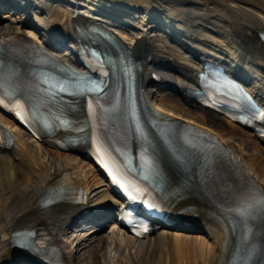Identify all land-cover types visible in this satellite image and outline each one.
Instances as JSON below:
<instances>
[{"label": "bare ground", "instance_id": "1", "mask_svg": "<svg viewBox=\"0 0 264 264\" xmlns=\"http://www.w3.org/2000/svg\"><path fill=\"white\" fill-rule=\"evenodd\" d=\"M23 1L24 5H19L17 1L15 6L26 8L28 15L23 16V21L19 23L8 12L4 13L0 20V33H33L36 38L38 33L43 34L42 37L48 42L52 40L51 48L55 50V45L60 46L66 40L73 43L72 39L76 35L74 26L85 32V21L75 15V6L80 5L78 12L95 9L99 16L109 21L108 26L120 28L117 33L129 50L144 47L150 54L148 67L157 69L161 75V81L156 85L147 83L144 86V92L155 102L154 106L174 115L180 114L185 119L195 120L211 131H216L226 146L237 145L245 168L264 188V146L259 140L232 121L210 112L198 113L189 107H182L177 96L168 92L158 93L164 87L178 92L195 87V73L201 66L200 57H215L225 62V58H229L227 61L234 62L229 66L238 76L246 81L253 80L249 89L264 103V43L258 35L259 30H264V0H201L203 8H198L200 4L194 0H180L176 3L174 0H142L146 3L145 6H137L126 0L112 1L106 5L97 0H37L35 4L38 6L34 7L29 4L32 0ZM59 1L66 4L63 6ZM153 6L157 7V12H153ZM140 7L144 10L142 20L145 19L143 23L146 21V24H134L130 20L131 9L137 10ZM42 13L44 19L40 18ZM183 13L186 16H182ZM155 17L159 21L153 20ZM117 24L123 25V28ZM167 25V34H182L179 36L181 45L190 42L191 45L186 48L188 51L184 46L175 45L172 38L168 40L166 34L159 32L160 26ZM37 27H43L45 32L41 33ZM58 33H61V43L55 39ZM67 53L69 51L65 49L63 54ZM191 54L200 57L192 58ZM0 121L16 133L11 146L0 148V264H7L17 256L27 264H33L30 257L22 255L20 249L10 244L12 231L22 227L35 228L39 244L58 247L66 264H73L75 259L80 262L81 258L85 264H94L93 254L97 250V241L99 259L102 256L101 261L105 264H110L106 258H109L114 245L120 246L122 241L126 245L137 243L122 229L115 228L114 222H109L111 225L104 227L105 222H108L104 217L108 219L112 209L117 210L118 202L89 161L78 152H64L34 141L12 120L1 114ZM243 140L251 144V151L243 146ZM64 177L72 180L75 188H83L88 193L87 203L81 206L64 199L48 207H40L39 200L43 192L51 183ZM75 194L74 192L73 195ZM188 202L189 199H186L177 208ZM190 204L195 207L185 216L195 223L194 227L197 228L194 231L201 230L200 232L188 236L187 232L163 228L155 238L149 237L139 243L146 244L150 249L153 243L165 241V248L175 250L176 255H179L175 261L170 259L176 264H221L231 242L227 226L218 223L215 214L205 213L201 202L193 200ZM84 211L89 213L80 217ZM79 220L82 221L77 224L76 231L68 230L72 223ZM88 224H91L90 229L85 230ZM107 248L110 249L109 252ZM134 252L136 254V250ZM156 261V264H167L159 254ZM144 264L151 263L146 261Z\"/></svg>", "mask_w": 264, "mask_h": 264}, {"label": "rangeland", "instance_id": "2", "mask_svg": "<svg viewBox=\"0 0 264 264\" xmlns=\"http://www.w3.org/2000/svg\"><path fill=\"white\" fill-rule=\"evenodd\" d=\"M37 1V0H36ZM98 2H101V3H104L105 5L106 4H110V2H112V1H119V0H97ZM126 1H129V2H131V3H133L134 5H137V6H141L142 4H144L143 6H145L146 5V3H143V1L142 0H126ZM179 2L180 0H174V3H176V2ZM190 1V0H189ZM195 2H199V4L200 5H198L197 7L198 8H203V6H202V2H201V0H194ZM58 3H60L61 5H64L65 3H63L62 1L60 2H58ZM100 3V4H101ZM151 3H154V2H151ZM112 4V3H111ZM114 6H116V5H114ZM196 6V5H195ZM59 7V6H58ZM208 8H210V6H207ZM61 9L63 8L62 6L60 7ZM156 8L157 7H155V6H153V12H155L156 11ZM192 9V8H191ZM157 12V11H156ZM9 13V15H10V17H12V19H15L16 20V22H21V21H23L22 20V18H23V16L25 17L26 15H28V13L26 14V11H19V12H8ZM33 13V12H32ZM26 14V15H25ZM146 15V14H145ZM182 16H186L185 15V13H183V14H181ZM144 16V10L143 9H141V7H140V9H131V11H130V14H129V17H131L132 19H130L131 21H133L134 22V24L135 23H138V24H145L146 23V21L143 23V21L145 20V19H143L142 20V17ZM146 17H148V15H146ZM40 18L41 19H44L45 18V16H44V14L42 13V14H40ZM127 17H123V19H126ZM134 19V20H133ZM129 20V21H130ZM155 20H157V19H155ZM159 20V19H158ZM35 21V20H34ZM130 21V22H131ZM141 21V22H140ZM36 23H37V21H35ZM163 27H166V26H163ZM167 30H169V27H168V25H167ZM37 29L39 30V31H41V33H44L45 31H44V28L42 27H37ZM43 29V30H42ZM31 35V34H30ZM213 35V34H212ZM32 37H34V38H36V36L32 33V35H31ZM43 36V34L41 35H39V33H38V35H37V38L39 39V38H41ZM213 37H215V38H219V36H216L215 34L213 35ZM36 38V40H38ZM38 41H40V40H38ZM61 48H63V47H61ZM64 49H61L60 51H59V53H61L62 51H63ZM61 55V54H60ZM158 93H164V91H158ZM174 96V95H173ZM178 98V97H177ZM181 102V101H180ZM181 106L183 107H186V105L183 103V102H181ZM194 110V109H193ZM197 110V111H196ZM195 111L196 112H201V110H198V109H196ZM179 116H180V118L182 117L180 114H178ZM182 119H184V118H182ZM215 133L216 134H218L216 131H215ZM219 135V134H218ZM238 140V139H237ZM239 141V140H238ZM244 142H242L243 143V146L244 147H246V148H248V150L249 151H251V149H252V146H251V144H249L248 142H246L245 140H243ZM246 143V144H245ZM236 144H237V142H236ZM237 146V145H236ZM91 191V190H90ZM89 225V224H88ZM87 225V226H88ZM85 227V230H88V229H90L89 227ZM71 227V226H70ZM105 228H107V226L105 227ZM73 230V229H72ZM173 231V230H172ZM187 233H189L188 234V236H190V235H192L191 233V231H186ZM83 233V232H82ZM99 233V232H98ZM99 235V234H98ZM205 235V234H204ZM153 238H155V237H153ZM94 239V238H93ZM171 242L173 241V239L172 240H170ZM125 242V241H124ZM124 242L122 241L121 242V245L120 246H117V245H114V249L112 250V252H110V254H109V258H106V260L108 259V262L110 263V264H120L121 263V260H123L122 262L123 263H121V264H137L138 262L140 263V264H144L146 261H150V263L151 264H156L157 263V261L156 260H158V254L160 255V256H162L163 257V259H164V261H166V263L167 264H173L174 262H173V260L175 261L176 260V258H178V257H176V256H179V255H176L177 253H175V250H170V249H166L165 248V246H164V244H165V241H162L161 242V240H159V242H155V243H153L152 245V247L149 249L148 247H146V244H144V245H142L141 243H139V241H137V243L135 242V244L134 243H128V245H126V243L124 244ZM152 242V241H151ZM162 244V245H161ZM198 245L200 244V242H198L197 243ZM74 245H75V243H74ZM140 245V246H139ZM142 245V246H141ZM156 245V246H155ZM125 246H126V248H125ZM136 246H137V248H136ZM163 246V247H162ZM91 247V246H90ZM156 247V248H155ZM110 248V247H109ZM109 248H107V250H108V252L110 251V249ZM125 248V249H124ZM128 248V249H127ZM131 248V249H130ZM136 248V249H135ZM139 248L141 249L140 251H139ZM147 248V249H146ZM98 249H99V242L97 241V252L95 251L94 253L95 254H93V263L94 264H105V263H102V261H101V258H102V256H101V258L99 259V253L100 252H98ZM129 249L131 250V251H129ZM133 249V250H132ZM128 250V251H127ZM136 250V254H135V251ZM138 250V251H137ZM149 250V251H148ZM152 250V251H151ZM133 251V252H132ZM144 251V252H143ZM156 252V254H154L153 255V252ZM158 251V252H157ZM162 251V252H161ZM168 251H170V253L168 252ZM140 252V253H139ZM174 252V254H172ZM133 253V254H132ZM140 254V256H139V254ZM143 253V254H142ZM151 253V254H150ZM118 254V255H117ZM169 254V255H168ZM136 255H138V256H136ZM146 257H145V256ZM149 255V256H148ZM172 257H171V256ZM136 256V257H135ZM170 256V257H169ZM145 257V258H144ZM173 258V260H170V259H172ZM125 259H127V260H125ZM136 259V260H135ZM141 259V260H140ZM145 259V260H144ZM81 261L80 262H83V263H80L79 262V260L78 259H75L74 260V262H73V264H85V261L81 258L80 259ZM100 260V261H99ZM103 260H105V259H103ZM139 260V261H138ZM153 262H152V261ZM155 260V261H154ZM128 262V263H126V262ZM138 261V262H137ZM142 261V262H141ZM168 261V262H167ZM170 261V262H169ZM172 261V262H171ZM13 262V261H12ZM138 263V264H139ZM13 264H14V262H13ZM90 264H91V262H90ZM174 264H176V262L174 263Z\"/></svg>", "mask_w": 264, "mask_h": 264}, {"label": "snow or ice", "instance_id": "3", "mask_svg": "<svg viewBox=\"0 0 264 264\" xmlns=\"http://www.w3.org/2000/svg\"><path fill=\"white\" fill-rule=\"evenodd\" d=\"M0 103H2V100H0ZM19 107V105H17ZM17 117H20V112H16ZM256 205L260 206L261 210H264V196H261L259 198L249 197L248 201L244 203V208H235L230 209V211L236 212L238 215H241L245 218H255L256 212L253 211L254 207Z\"/></svg>", "mask_w": 264, "mask_h": 264}]
</instances>
